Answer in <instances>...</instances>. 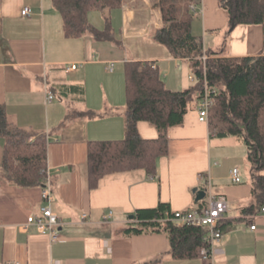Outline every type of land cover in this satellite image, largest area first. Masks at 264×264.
<instances>
[{"label":"crops","instance_id":"0c3cea01","mask_svg":"<svg viewBox=\"0 0 264 264\" xmlns=\"http://www.w3.org/2000/svg\"><path fill=\"white\" fill-rule=\"evenodd\" d=\"M200 2L193 14L199 18L200 36L210 35L217 43L220 28L227 25V12L216 0ZM124 3L126 7L110 12L117 45L94 40L87 33L63 36V22L51 0H0V104L11 122L34 134H44L46 166L52 171L55 198L52 209L59 219V237L54 241L33 224L26 229L19 227L29 214L40 213L44 203L41 186L13 185L0 171V264H131L153 258L152 264H201L199 257H172L163 232L129 234L123 229L135 222L130 215L137 208H151L159 201L167 202L170 211L205 206L206 194L195 200L194 191H207L204 176L209 178L210 191L230 203L218 222L222 234L212 243L213 264H263L264 212L241 211L252 201L250 164L244 163L243 175L235 165L239 158L231 157L234 151L227 152L228 156L211 153L210 143L226 142L229 150L233 144L242 150L243 162L246 148L239 137L210 134L208 122L198 119L196 95L183 122L169 128L168 151L158 157L153 176L141 168L122 170L107 173L96 186H88V140L125 135L124 75L116 71V65L122 67L125 60L151 61L172 90L194 82L190 60L172 56L152 38L161 23L157 0ZM23 6L31 9L28 15L20 13ZM227 33V51L222 53L215 46L222 55L253 56L263 49L261 24H237ZM110 61L111 71L107 69ZM69 62L78 65L66 71ZM46 89L54 95L50 101H46ZM87 111L96 114L90 116ZM136 128L144 138L157 135L147 121H138ZM195 141L200 146H194ZM3 144L0 137V159ZM224 159L230 162L222 167ZM233 167L239 170V182L230 178Z\"/></svg>","mask_w":264,"mask_h":264},{"label":"trees","instance_id":"16d2710c","mask_svg":"<svg viewBox=\"0 0 264 264\" xmlns=\"http://www.w3.org/2000/svg\"><path fill=\"white\" fill-rule=\"evenodd\" d=\"M125 0H51L62 20L63 36L90 34L94 40L119 44L111 26L110 11ZM188 0H157L161 23L152 38L165 46L172 56L188 58L194 82L187 88H168L153 62H123L125 135L119 139H96L87 142V179L90 188L107 173L144 169L154 175L157 159L168 151V130L183 122L194 95L200 99L204 85L211 89L212 104L208 127L215 136L234 135L242 139L250 164L252 201L242 207L243 213H254L264 205V43L260 53L225 56L220 51L204 49L200 35L192 32L193 13ZM234 27L237 24H261L264 34V0H216ZM99 10L102 27L88 20V13ZM203 53L207 58H199ZM92 116L96 113L87 111ZM140 120L153 125L157 135L142 137L137 127ZM0 137L4 139L0 171L8 182L20 187L42 186L46 169V139L11 122L0 104ZM205 206L200 207L202 209ZM169 204L159 201L153 207L137 208L135 222L123 229L126 233L163 232L172 257H200V248L208 226L195 223L177 225L167 215ZM219 222V220H218ZM217 222L216 228L221 231ZM155 259L131 264H152ZM264 264V263H263Z\"/></svg>","mask_w":264,"mask_h":264},{"label":"built area","instance_id":"2783aa9c","mask_svg":"<svg viewBox=\"0 0 264 264\" xmlns=\"http://www.w3.org/2000/svg\"><path fill=\"white\" fill-rule=\"evenodd\" d=\"M200 0H188L187 4L193 14H196L198 11ZM123 7H126V4H122ZM202 9V5L200 6ZM31 9L28 6H23L20 10L22 15H28ZM199 58L204 61L207 58V55L203 53ZM77 62H69L65 65L66 71L74 70L77 67ZM154 66V64H153ZM113 63L110 61L108 63L107 69L112 70ZM193 78L190 76V79ZM204 85L202 96L198 99L197 102V112L198 119L200 121L207 122L208 120V111L212 104L211 98V89ZM54 97L53 93L50 90L46 89V101L52 100ZM210 134H215V131H210ZM45 179L44 183L41 186V200L44 202L40 206V213L38 215L29 214L26 218V221L22 223L19 227L26 229L30 224L35 225L36 229L40 232L47 233L50 240H57L59 237L58 226L59 219L57 213L52 209V202L55 199L52 191V181H51V172L50 169L46 166L45 169ZM153 176V175H152ZM205 182L208 184L206 191V205L202 209L199 208H189L185 210H176L171 211L167 215L172 221L177 225L184 223H195L208 226V232L205 235L204 239L208 243V246H202L200 248V259L201 264H213L212 261V243L215 240H218L221 236V231L216 228L218 220L223 216L224 212L230 207L229 201L222 195L213 194L210 191V182L208 176H204ZM230 178L233 182H239L241 180L240 173L237 167H233L230 170ZM261 212H264V205L260 208ZM81 218L85 219L86 214L82 213ZM251 228H254V225H250Z\"/></svg>","mask_w":264,"mask_h":264},{"label":"rangeland","instance_id":"374dc122","mask_svg":"<svg viewBox=\"0 0 264 264\" xmlns=\"http://www.w3.org/2000/svg\"><path fill=\"white\" fill-rule=\"evenodd\" d=\"M222 9V8H221ZM224 10V9H223ZM225 11V10H224ZM111 12V11H110ZM226 12V11H225ZM89 21L90 22H97L98 24H100V26H101V24L103 23V15H102V12L101 11H99V10H93V11H91V12H89ZM226 23H227V25L225 26V27H222V28H220V31H219V36H220V40L218 39L217 40V43H215L216 42V38H213L212 36H210V35H207L206 37H204V36H202L203 37V42H204V46L207 48V50L208 51H215L216 50V47L215 46H218V48H220V51H222V53H225L226 51H227V45H226V43H227V39L226 38H228V34L229 33H227V32H230V30H231V28H232V24H230L229 23V21H228V18H227V21H226ZM112 26V25H111ZM201 29H200V22H199V18L197 17V18H193V22H192V32L194 33V34H199V35H202V32L200 31ZM215 43V44H214ZM222 48V49H221ZM115 68H116V71L117 72H119V73H123V69H122V67L120 66V65H116L115 66ZM191 70H189L188 72H190ZM190 73H192V72H190ZM230 139H233V138H235L236 136H234V135H231V136H228ZM218 141V140H217ZM232 143V142H231ZM200 144L201 143H199V141H195L194 143H193V145L194 146H200ZM211 144V153H213V152H218V153H220V154H226L227 156H228V153L227 152H233L234 151V154L233 155H231V157L232 158H239V162L238 163H236L235 165L237 166V167H239V168H241L242 169V171H243V175H244V172H245V169H244V163H246V166L248 165V167H249V164H248V162H247V160H246V158H244V161L245 162H243V160H241L240 161V159H241V152H242V150H240V151H238V147L237 148H235L234 146H233V144H231L230 146L232 147V148H230V150L229 149H227L226 147V142H225V144L224 145H222L223 144V142H219L218 144H217V142L215 141V142H212V143H210ZM214 144H216V146L214 145ZM243 147H245L244 145H243ZM243 149H245V148H243ZM230 162V159H229V161L227 160V159H224L223 160V162H221L220 163V165L222 166V167H224L225 166V164H228ZM203 184H205L206 185V187H208V184L206 183V182H202Z\"/></svg>","mask_w":264,"mask_h":264},{"label":"water","instance_id":"95a60500","mask_svg":"<svg viewBox=\"0 0 264 264\" xmlns=\"http://www.w3.org/2000/svg\"><path fill=\"white\" fill-rule=\"evenodd\" d=\"M196 190L197 194H196V197H195V200H198V199H201L204 197V195L206 194V189L203 188V189H194V191ZM130 217H132V215H130Z\"/></svg>","mask_w":264,"mask_h":264}]
</instances>
